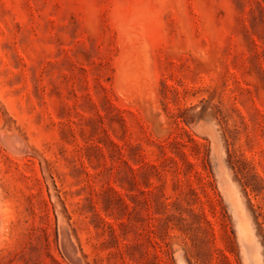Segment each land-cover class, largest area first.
Instances as JSON below:
<instances>
[{
    "label": "rangeland",
    "instance_id": "374dc122",
    "mask_svg": "<svg viewBox=\"0 0 264 264\" xmlns=\"http://www.w3.org/2000/svg\"><path fill=\"white\" fill-rule=\"evenodd\" d=\"M0 203V264H264V0H0Z\"/></svg>",
    "mask_w": 264,
    "mask_h": 264
},
{
    "label": "bare ground",
    "instance_id": "6f19581e",
    "mask_svg": "<svg viewBox=\"0 0 264 264\" xmlns=\"http://www.w3.org/2000/svg\"><path fill=\"white\" fill-rule=\"evenodd\" d=\"M1 211H2V207H1V203H0V218H1ZM1 220V219H0ZM1 224V223H0ZM62 224V223H61ZM2 225V224H1ZM60 225V224H59ZM3 227V226H2ZM1 228V227H0ZM0 230H2V229H0ZM0 234H1V232H0Z\"/></svg>",
    "mask_w": 264,
    "mask_h": 264
}]
</instances>
